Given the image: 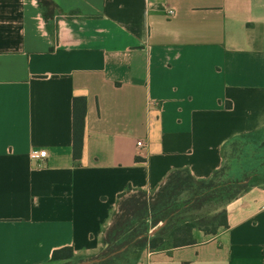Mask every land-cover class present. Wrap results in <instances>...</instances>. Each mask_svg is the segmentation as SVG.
Wrapping results in <instances>:
<instances>
[{"label":"crops","instance_id":"1","mask_svg":"<svg viewBox=\"0 0 264 264\" xmlns=\"http://www.w3.org/2000/svg\"><path fill=\"white\" fill-rule=\"evenodd\" d=\"M41 1L0 0V264L97 255L119 194L209 178L228 141L264 131V0H51L49 19ZM226 209L228 228L132 264H264V185Z\"/></svg>","mask_w":264,"mask_h":264},{"label":"trees","instance_id":"2","mask_svg":"<svg viewBox=\"0 0 264 264\" xmlns=\"http://www.w3.org/2000/svg\"><path fill=\"white\" fill-rule=\"evenodd\" d=\"M41 5L47 19L55 16L53 1L42 0ZM227 106H231L230 102ZM86 112V99L74 98L73 157L76 160L83 153ZM222 153L223 165L209 178L197 179L187 169H179L150 198L147 191L131 186L119 194L117 212L103 239L106 251L120 255L122 248L157 251L182 247L197 242L195 229L214 235L228 228L227 204L254 186L264 185V131L231 139L223 146ZM74 258L73 247L65 246L53 251L51 261L65 264Z\"/></svg>","mask_w":264,"mask_h":264},{"label":"rangeland","instance_id":"3","mask_svg":"<svg viewBox=\"0 0 264 264\" xmlns=\"http://www.w3.org/2000/svg\"><path fill=\"white\" fill-rule=\"evenodd\" d=\"M157 192V190L147 191V197H151L152 193ZM138 223L141 221H137ZM154 231V229L152 230ZM125 251V248H122L120 251ZM120 255L116 253H111L106 251V246L101 248L97 255L84 256L81 258H76L72 262L65 264H132L135 262L142 254L143 249L132 248L128 251H125Z\"/></svg>","mask_w":264,"mask_h":264},{"label":"built area","instance_id":"4","mask_svg":"<svg viewBox=\"0 0 264 264\" xmlns=\"http://www.w3.org/2000/svg\"><path fill=\"white\" fill-rule=\"evenodd\" d=\"M174 11L173 10H170L169 11V15H173ZM137 145L139 147H142L143 146V142L140 140L137 142ZM30 154H31V157L33 158H40V157H45L47 155V152L46 150H36L35 148H32L30 150Z\"/></svg>","mask_w":264,"mask_h":264}]
</instances>
